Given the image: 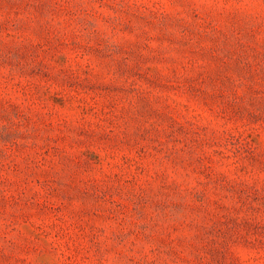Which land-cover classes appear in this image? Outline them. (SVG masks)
Here are the masks:
<instances>
[{"label":"rangeland","instance_id":"374dc122","mask_svg":"<svg viewBox=\"0 0 264 264\" xmlns=\"http://www.w3.org/2000/svg\"><path fill=\"white\" fill-rule=\"evenodd\" d=\"M0 264H264V0H0Z\"/></svg>","mask_w":264,"mask_h":264}]
</instances>
